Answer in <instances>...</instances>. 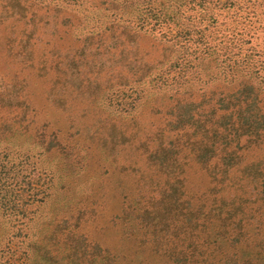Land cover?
Instances as JSON below:
<instances>
[{
  "label": "rangeland",
  "instance_id": "374dc122",
  "mask_svg": "<svg viewBox=\"0 0 264 264\" xmlns=\"http://www.w3.org/2000/svg\"><path fill=\"white\" fill-rule=\"evenodd\" d=\"M98 1L0 0V250L6 251L3 235L14 234L0 264H49L48 256L70 264L63 258L72 249L65 250V235L55 232L62 218L66 224L76 219L79 232L119 251L128 264H162L149 241L141 248L136 243L145 236L138 224L152 216L140 211L150 206L146 185L152 178L143 143L196 131L192 115L194 121L206 120V127L221 123L233 100L221 99L226 79L251 83L264 76V0H169L170 10L177 17L184 12L188 20L178 17L170 33L165 26L160 35L159 29L121 32L124 21L143 16V0L99 5L108 8L101 15ZM98 17L95 30L91 20ZM185 26L204 31L187 33ZM179 68L188 74L179 92L151 82L163 72L180 75ZM240 82L234 88L243 105L251 99L248 111L264 105V93L255 97L257 91ZM259 83L253 87L264 89ZM257 122L243 115L241 125ZM58 147L67 154L63 161ZM263 152L253 151V157ZM49 161L60 163L52 168L63 173L51 207L42 200ZM187 179L193 192L208 184L197 165L188 169ZM11 182L13 191L6 186ZM242 185L228 186L225 193L256 195L252 184ZM4 202L16 205L11 216ZM251 208L262 213L264 202ZM130 210L136 231L129 241L119 218ZM249 233L236 250L214 253L217 259L264 264V227Z\"/></svg>",
  "mask_w": 264,
  "mask_h": 264
},
{
  "label": "trees",
  "instance_id": "16d2710c",
  "mask_svg": "<svg viewBox=\"0 0 264 264\" xmlns=\"http://www.w3.org/2000/svg\"><path fill=\"white\" fill-rule=\"evenodd\" d=\"M113 1L117 3V0H100L95 8L100 9L101 5L110 4ZM141 4L143 16L138 15L136 18L131 17L127 22L124 21L127 28L124 26L121 29L122 33L125 29L130 30L131 27L136 34L146 32L148 29L152 31L159 29L160 35L161 29L165 26L168 29L166 33H170L169 26L176 22L178 17L188 20L184 12L177 17L170 10L169 0L166 2L143 0ZM100 10V15L108 12L107 7ZM91 22L96 30L101 24V18L92 19ZM185 27L187 33L199 35L204 31ZM94 29L89 30L86 36L91 37ZM202 60L197 58L199 64H202ZM213 60L216 61L215 64L222 63L219 58H213ZM177 71L179 73L181 69ZM179 74L171 77L169 72H163L156 78H151V82L156 81L153 85L157 88L170 87L179 92V81L183 78L182 82L186 83L184 77L188 75L183 70ZM251 79V83L247 80L240 82L232 78L226 79L227 84L221 99L226 101L229 99L228 96H231L233 100L228 101L230 102L228 108L231 109L228 110L227 115L221 117V123L214 125L209 122V126L206 127L205 124L208 123L206 120L194 121L192 115L190 119L195 123L196 131L178 132L174 137L166 138V141L162 139L155 141V144L143 143L145 162L150 163L145 165V168L152 178L149 180L150 184L146 185L151 186L148 191L149 196H146L150 206L142 209L140 207V211L143 216H152L148 222L141 221L138 224V230L141 228L145 236L142 242L136 243L141 248L144 242L149 241L152 247L151 252L163 260L162 264H223L214 253H223L226 249L236 250L240 244L248 241L250 231H260L264 227V210L258 213V208L253 210L251 208L256 202H264V155L254 158L252 153L264 151V105H258L255 111H248V103L251 99L246 98L248 103L243 105L236 95L240 91L237 89L236 92L234 88L235 83L240 82L249 89L257 91L255 97L262 95L263 87L256 88L253 85L255 82L264 85V76H255ZM201 112L197 111L194 114L199 117ZM243 115L254 116L259 123L257 122L255 126H242ZM51 136L49 143L55 140L54 135ZM50 149L48 147V151ZM57 150L60 153L62 151L60 159L65 160L66 152L59 147ZM52 163L53 161L48 162L49 170L45 175L47 186L42 191V200L48 201L47 204H49L47 207H51L53 199L59 194L56 189L59 186V177L63 174L58 175L60 170L56 171L52 168L53 164L58 166L60 163L58 165ZM192 165H197L208 181L207 186L197 192L188 188L187 171ZM236 173L240 174V177L233 178L232 176ZM2 183L5 185L4 182ZM242 184H252L248 187L250 191L257 190L256 195L248 198L225 193L228 186L241 188ZM12 185L13 182L6 185L10 187L8 190L13 191ZM13 187L15 189L16 185ZM3 206L8 216L16 211V205H10L9 202H4ZM132 214L133 210H130L124 218H119L121 234H124L129 241L136 231L134 224L129 223V217ZM61 222L64 226L60 225ZM61 222L56 226L55 232L59 231L65 235V250L72 249V254L66 252L63 258L69 259L70 264H128L125 256L120 255L119 251L111 252L107 246L79 232V223L76 219L66 224L65 219L62 218ZM13 237L14 234L10 231L3 235L2 240L6 242L3 249L6 251L0 250V259L11 252ZM48 241L51 243L50 234ZM133 241H136L135 238ZM75 252L78 257H74ZM47 261L49 264H58V260L52 256H48ZM4 263L6 261L2 262Z\"/></svg>",
  "mask_w": 264,
  "mask_h": 264
}]
</instances>
